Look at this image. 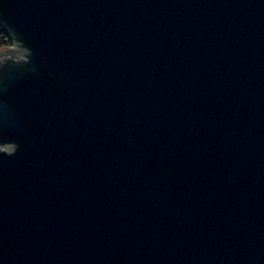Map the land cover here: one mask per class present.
Segmentation results:
<instances>
[{"label": "water", "instance_id": "water-1", "mask_svg": "<svg viewBox=\"0 0 264 264\" xmlns=\"http://www.w3.org/2000/svg\"><path fill=\"white\" fill-rule=\"evenodd\" d=\"M0 264H264V0H0Z\"/></svg>", "mask_w": 264, "mask_h": 264}, {"label": "built area", "instance_id": "built-area-1", "mask_svg": "<svg viewBox=\"0 0 264 264\" xmlns=\"http://www.w3.org/2000/svg\"><path fill=\"white\" fill-rule=\"evenodd\" d=\"M4 46L14 48V44L10 37L0 30V48Z\"/></svg>", "mask_w": 264, "mask_h": 264}, {"label": "rangeland", "instance_id": "rangeland-1", "mask_svg": "<svg viewBox=\"0 0 264 264\" xmlns=\"http://www.w3.org/2000/svg\"><path fill=\"white\" fill-rule=\"evenodd\" d=\"M15 147L13 145H9V144H6V145H2L0 146V149H3V150H6V151H11L13 150Z\"/></svg>", "mask_w": 264, "mask_h": 264}]
</instances>
